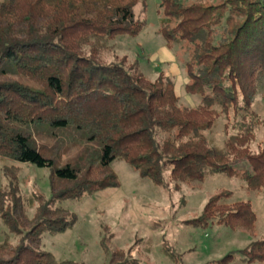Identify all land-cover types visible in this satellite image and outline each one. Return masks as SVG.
I'll use <instances>...</instances> for the list:
<instances>
[{"label":"trees","instance_id":"16d2710c","mask_svg":"<svg viewBox=\"0 0 264 264\" xmlns=\"http://www.w3.org/2000/svg\"><path fill=\"white\" fill-rule=\"evenodd\" d=\"M140 1L0 0V161L50 170L51 191L49 199L32 193L27 205L12 167H3L0 264H58L42 235L72 228L76 217L56 203L118 187L116 160L175 190L233 175L232 165L245 161V188L264 192V147L253 148L262 119L252 109L264 85V0H161L158 33L179 45L185 91L201 99L194 108L180 105L169 77L150 81L113 52L114 37L143 29L134 13ZM220 117L226 138L216 147L205 132ZM228 195L211 197L198 221L253 230L250 203H225ZM240 252L247 264L264 262V238ZM118 256L111 264H124Z\"/></svg>","mask_w":264,"mask_h":264},{"label":"rangeland","instance_id":"374dc122","mask_svg":"<svg viewBox=\"0 0 264 264\" xmlns=\"http://www.w3.org/2000/svg\"><path fill=\"white\" fill-rule=\"evenodd\" d=\"M160 2L141 0L134 8L135 17L145 21L141 32L136 36L118 35L110 45L116 55L136 62L139 72L148 80H155L159 74L169 77L181 106L197 107L200 97L185 91L189 80L179 45L168 47L158 33L162 18ZM263 96L261 85L252 98V109L262 119L253 148L258 144L264 147ZM224 125L225 120L220 117L215 127L205 132L212 146L223 145ZM76 153L73 148L62 155L61 162ZM3 167H12L8 174L15 175V185L27 205L32 193L50 198V170L2 160L0 188L8 186ZM248 167L245 161H240L232 165L237 171L233 175H206L201 181L183 184L175 190L172 183L165 189L140 177L125 162L113 161L110 168L117 175L119 186L80 200L57 202L56 206L74 214L76 220L72 228L62 233H43L42 248L58 264H111L112 256L119 253L123 257H116V261L124 264H218L228 255L233 256L228 264H247L240 251L264 238V192L245 188L242 171ZM223 191L229 193L224 197L225 203H250L255 214L253 230L198 221L209 199ZM1 225L0 221V243L4 240Z\"/></svg>","mask_w":264,"mask_h":264}]
</instances>
